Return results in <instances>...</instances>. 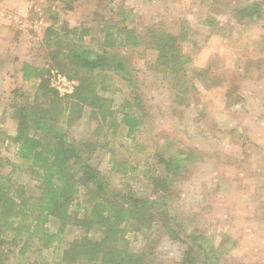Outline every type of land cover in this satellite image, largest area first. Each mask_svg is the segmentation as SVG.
<instances>
[{
	"label": "rangeland",
	"instance_id": "rangeland-1",
	"mask_svg": "<svg viewBox=\"0 0 264 264\" xmlns=\"http://www.w3.org/2000/svg\"><path fill=\"white\" fill-rule=\"evenodd\" d=\"M251 1L0 0V171L27 192L34 189L7 135L14 131V104L42 102L39 79L22 78L23 63L44 69L59 96L78 84L66 49L55 52V32L61 33L59 45L112 51L134 77L131 87L118 73L101 70V93L114 117L97 135V120L85 106L67 128L72 141H98L90 162L107 187L145 201L165 196L180 238L183 232L206 237L218 264H264V0H256L259 16L236 14ZM108 25H116L108 28L115 37L111 45L104 41ZM118 27L136 36L154 29L177 39L185 31L178 44L190 61L183 71L163 70L156 49L127 44L123 35L116 36ZM48 28L54 32L48 34ZM122 109L141 119L132 137L119 123ZM161 157L174 159L178 167L165 171ZM154 176L169 177L167 190L153 186ZM160 223H169L162 214L150 229L129 230L126 237L152 264H178L184 244L171 239ZM81 232L70 225L64 239ZM0 249L8 250L1 255L4 264L56 256L51 248L24 254L18 247Z\"/></svg>",
	"mask_w": 264,
	"mask_h": 264
},
{
	"label": "trees",
	"instance_id": "trees-1",
	"mask_svg": "<svg viewBox=\"0 0 264 264\" xmlns=\"http://www.w3.org/2000/svg\"><path fill=\"white\" fill-rule=\"evenodd\" d=\"M236 14L240 18L259 16L258 1L252 0ZM114 26L108 25L104 31L108 45L115 39L108 28ZM47 30L48 34L54 32ZM133 32L118 27L116 36L123 35L127 44L133 46L142 43L156 49L163 70L183 71L190 61L189 54L180 51L178 44V39L186 38L185 31L178 39L154 29H147L139 36ZM55 34L58 35L55 52L66 49L65 60L78 84L71 94L59 96L44 78V69L22 64V78L39 79L37 91L42 102L14 104L15 126L7 139L15 146L16 155L35 183L29 193L24 185L12 182L9 174L0 171V247H18L20 254L50 248L56 252L50 261L42 258L34 264H152L144 251L133 249L126 233L150 229L162 214L169 223H160L161 227L166 228L171 239L184 244L178 264H218L206 237L183 232L180 238L181 230L176 229L179 224L166 211L165 196L145 201L110 190L105 178L90 162L98 141L91 138L75 142L68 138L67 128L81 116L85 106L97 120L95 130L99 133L94 131L97 135L101 124L111 121L115 115L101 93L105 77L101 70L118 73L131 87L134 77L114 52H79L69 43L59 45L61 33ZM119 123L125 127L127 136L132 137L141 119L134 111L122 109ZM160 162L167 172L178 167L174 159L161 157ZM151 182L155 188L165 191L170 179L154 176ZM70 225L84 229V233L66 241L64 235ZM7 253L8 250L0 249V264H4L1 255L7 256Z\"/></svg>",
	"mask_w": 264,
	"mask_h": 264
},
{
	"label": "built area",
	"instance_id": "built-area-1",
	"mask_svg": "<svg viewBox=\"0 0 264 264\" xmlns=\"http://www.w3.org/2000/svg\"><path fill=\"white\" fill-rule=\"evenodd\" d=\"M56 78H57L61 83L66 84V79H65V77H61L60 75H58V76H56ZM69 83H71V81H70Z\"/></svg>",
	"mask_w": 264,
	"mask_h": 264
},
{
	"label": "crops",
	"instance_id": "crops-1",
	"mask_svg": "<svg viewBox=\"0 0 264 264\" xmlns=\"http://www.w3.org/2000/svg\"><path fill=\"white\" fill-rule=\"evenodd\" d=\"M0 27H2V26H0Z\"/></svg>",
	"mask_w": 264,
	"mask_h": 264
}]
</instances>
